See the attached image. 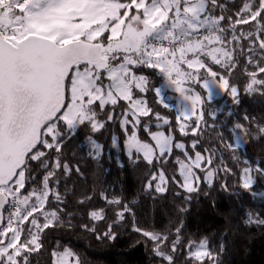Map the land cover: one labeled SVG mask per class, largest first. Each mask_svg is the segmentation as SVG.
Segmentation results:
<instances>
[{
	"label": "snow or ice",
	"instance_id": "obj_1",
	"mask_svg": "<svg viewBox=\"0 0 264 264\" xmlns=\"http://www.w3.org/2000/svg\"><path fill=\"white\" fill-rule=\"evenodd\" d=\"M144 69L158 73L167 87L180 93L184 103L175 116V130L193 137L189 144L177 140L172 119L149 105L147 94L152 91L169 108L162 88H149ZM237 69L248 78L246 92L264 93V0H237L231 9L224 0H0V264H31L30 258L44 248L46 231L63 226L61 175H82L78 166L63 159V149L81 126L97 133L119 123L129 158L138 154L135 159L149 166L167 163L178 149L183 158L175 160L183 179L171 181L188 200L200 192L197 170L209 187L219 171L231 173L227 165L213 164L218 149L198 148L206 129L216 127L205 120V105L214 90L240 103V89L230 82ZM153 122L157 129L168 126L167 131H152ZM141 128L151 142L140 139ZM233 132L234 143L224 141L222 134L220 143L235 153L251 131L236 123ZM256 135L264 137V126L257 125ZM88 141L90 154L98 158L103 146L91 136ZM245 164L241 186L251 190L256 175L264 177V166ZM168 184L169 177L158 168L145 188L163 194ZM100 197L119 206L115 218L107 223L104 208L89 210L88 217L107 223L97 239L114 240L113 227L126 214H135L119 197L104 192ZM92 199L86 194L78 203ZM246 223L264 226V218L249 214ZM81 227L96 232L94 224ZM181 227L173 241L135 225L133 231L152 244L155 257L175 264ZM184 247L188 264H220L224 250L221 244L213 251L207 238ZM50 256L51 264H82L70 247L57 245Z\"/></svg>",
	"mask_w": 264,
	"mask_h": 264
},
{
	"label": "trees",
	"instance_id": "obj_2",
	"mask_svg": "<svg viewBox=\"0 0 264 264\" xmlns=\"http://www.w3.org/2000/svg\"><path fill=\"white\" fill-rule=\"evenodd\" d=\"M224 2L231 9L237 0ZM214 70L222 71L218 66H214ZM143 74L149 77L150 89L163 87L164 78L158 73L144 69ZM247 81V76L240 69L230 77V82L240 89L239 104H234L231 96L225 93L205 105V120L216 127L206 129L198 150L218 149L213 164L220 168L227 165L232 171H219L211 187L202 181L200 192L192 193L190 200L186 199L188 194L171 181L172 177L182 181L175 160L177 156L182 157L180 151L174 150L173 155L167 158V163L157 162L149 166L142 158L135 159L138 154L129 158L127 136L119 123H109L97 133H92L87 126L77 129L76 134L66 141L63 159L70 166H78L82 175L75 172L70 176L61 175L59 190L65 199V203L60 205L64 209L61 214L63 226L46 231L43 236L44 248L30 258L31 264H51L50 251L57 245L72 248L80 256L82 264H165L153 255L152 244L133 231V225L167 235L169 241L175 240V230L182 225V244L174 254L175 264H188V249L184 245L189 241L199 243L204 238H207L213 251H219L223 244L224 250L219 253L220 264H264V226L246 223L249 214L264 218V177L256 175L251 190L241 186L242 169L247 166L245 161L253 167L256 164L264 166V137L257 138L256 135L257 125L264 126V93L246 92ZM196 91L202 96L206 95L199 85H196ZM147 99L154 111L172 119L177 140L189 144L193 137L181 136L175 130L176 111L170 106L163 108L152 91L148 92ZM236 123L244 124L250 129L251 135L247 137L246 145L233 153L225 149L220 140L222 134L224 141L235 142L233 128ZM150 128L152 131H167L168 126L157 129L153 122ZM89 136L103 146L98 158L90 154ZM139 136L141 140L151 142L143 128ZM234 156L238 159H234ZM32 167L36 168L35 162ZM158 168H163L169 177L168 191L163 194L145 188L151 173ZM36 174L39 176L40 169H36ZM101 192L110 197H119L135 214H126L125 220L113 227L116 233L114 240L97 239L98 234L107 230V223L115 218L114 209L119 208L118 205L106 204L100 197ZM86 194L92 195L93 199L84 205L79 204L78 201ZM99 208L105 209L107 223L90 221L88 211ZM83 224H94L96 232L85 230L81 227ZM205 264L210 262L205 261Z\"/></svg>",
	"mask_w": 264,
	"mask_h": 264
},
{
	"label": "rangeland",
	"instance_id": "obj_3",
	"mask_svg": "<svg viewBox=\"0 0 264 264\" xmlns=\"http://www.w3.org/2000/svg\"><path fill=\"white\" fill-rule=\"evenodd\" d=\"M194 87L196 88V85ZM162 90H163L162 94L164 95V98H165V103H167L170 107H172L176 111V114H178L179 107L184 103L182 100V97L180 96V93L176 92L174 90V88H172V87H167L165 84V81L163 83ZM224 95H225V93L223 91H221L219 89H215L214 90V96H213L212 100L221 98ZM88 144H89V141H88ZM115 145H116V142H115ZM245 145H246V142L241 144V146H245ZM89 146H90V144H89ZM126 150H127V145H126ZM127 155H128V151H127ZM181 158H183V156ZM197 174L201 176V183H202V181H205L204 180V174L202 172H199L197 170Z\"/></svg>",
	"mask_w": 264,
	"mask_h": 264
}]
</instances>
